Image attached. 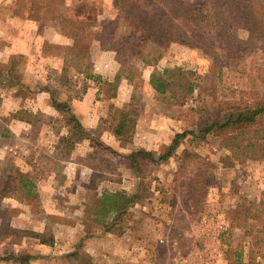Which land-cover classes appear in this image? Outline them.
I'll return each instance as SVG.
<instances>
[{"label":"rangeland","instance_id":"374dc122","mask_svg":"<svg viewBox=\"0 0 264 264\" xmlns=\"http://www.w3.org/2000/svg\"><path fill=\"white\" fill-rule=\"evenodd\" d=\"M48 1L0 0L1 237L14 219L19 236L40 232L46 248L35 249L31 264H77L71 255L76 250L91 264H264V117L237 129L240 138L260 140L256 154L243 160L228 146L231 129L205 130L222 113L249 111L264 99V44L248 41L241 28L234 56L210 44L173 43L158 65L141 66L128 80L120 104L102 105L105 116L91 130L75 105L104 79L92 68L91 42L58 43L60 24L46 19ZM191 1L209 17L210 0ZM55 4L82 19L117 14L113 0H56L52 10ZM174 66L199 84L185 102L150 84L151 73ZM106 84L104 95L114 97L116 81ZM56 102L69 104L71 113ZM73 116L83 134L73 131ZM185 130L194 134L170 158L132 162L138 150L159 158ZM62 137H72V148L60 143ZM21 174L36 182L34 195L26 194ZM7 183L13 191L3 195ZM105 190L138 196L113 232L105 230L110 217L96 225L95 213L85 212ZM249 203L259 208L252 211L253 228L239 212ZM14 243L13 254H30L23 241Z\"/></svg>","mask_w":264,"mask_h":264},{"label":"trees","instance_id":"16d2710c","mask_svg":"<svg viewBox=\"0 0 264 264\" xmlns=\"http://www.w3.org/2000/svg\"><path fill=\"white\" fill-rule=\"evenodd\" d=\"M55 1L49 0L48 6L52 8ZM113 6L117 10L115 17L97 21L72 16L65 10H58L55 4L53 10L49 7L46 11V19L59 21L62 33L76 41H97L102 49L114 51L120 64L118 76L129 81H133L139 74L141 66L158 65L176 42L192 47L210 44L216 50L221 49L234 56L237 47L234 43L239 40L237 29L241 28L249 33L248 41H261L264 44V0H210L207 18L198 12L191 0H113ZM220 42L226 49L218 46ZM192 76L191 73L183 72L180 67H168L163 71L151 73L150 84L160 93H171L175 101L185 102L194 95L199 85ZM54 105L59 110L71 113L67 103L56 102ZM263 117L264 99L249 111L230 110L222 113L218 118L211 120L210 126L205 130L219 132L231 129L226 137L228 146L232 156L243 160L256 154L254 150L259 149L260 140L240 138L241 133H238L237 129L260 123ZM73 119L76 121L73 131L83 134L81 122L75 116ZM193 134V130L177 133L169 150L157 159L152 152L146 150L132 152L130 158L137 166L141 157L150 158L154 162L166 160L172 156L183 139ZM71 139L72 137H62L60 143L66 142V146L72 148L74 143ZM261 145L263 146L264 142ZM20 179L26 194L34 195L37 187L34 179L28 174H21ZM7 186L9 183L3 188V195L13 191L7 190ZM137 197L120 190H105L86 205L85 212L89 216L95 213L92 222L96 225L104 224L105 219L110 217L112 222L105 226V230L113 232L118 219ZM256 208L259 211L255 204H242L239 211L240 215H248L245 221L251 228L254 224L250 220L257 216L252 211ZM10 229L14 231V236L11 231L3 237L0 233V241L8 238L11 242L22 241L23 237L30 235V232L23 231L24 234L19 236L17 232L20 229L13 226ZM71 255L77 260V264H91L79 250ZM13 257L20 260L21 264H31V254H18Z\"/></svg>","mask_w":264,"mask_h":264},{"label":"crops","instance_id":"0c3cea01","mask_svg":"<svg viewBox=\"0 0 264 264\" xmlns=\"http://www.w3.org/2000/svg\"><path fill=\"white\" fill-rule=\"evenodd\" d=\"M99 21V20H97ZM56 36H58V43L63 44L64 46L74 45L75 42H78L65 34L62 33L60 27L58 28V32H56ZM91 53L90 61L92 64V68L98 73L102 75V79H104L102 82L96 83V87L89 86L86 92H84V95L82 98L78 99L75 105V113L80 118L82 124L87 128L93 130L95 126H97L102 118V116H105V112L102 111V105L106 103L107 100H113L116 101L117 104H120L121 101H123V94L125 90H127V87L130 85L128 79L121 77L119 78V68L120 64L116 59V54L112 50H106L102 49L100 44L97 41H93L91 43ZM90 55V54H89ZM67 57V56H66ZM62 62H64L63 57ZM66 59V58H65ZM107 81L110 83L116 81L117 85V94L112 96H105L104 94H107V91L105 86L107 85ZM131 86V85H130ZM116 99V100H115ZM104 100V101H103ZM12 225L14 227H18L17 222H15V219L12 220ZM26 228L27 226H19ZM40 236V237H39ZM41 234L39 232L38 237H31L26 236L22 241V245L27 249L28 253L32 255H36L38 253L36 248L38 249H44L41 248L44 246V240H41ZM34 240H37L38 242H34ZM30 243L32 244L30 246ZM34 244V245H33ZM10 248V253L5 254L1 253L2 250L4 251L5 248ZM34 246V249H31L30 247ZM4 247V248H3ZM15 248V251L18 250V244L11 242L10 238L0 241V264H19L18 260L13 257L17 256V253L15 252L13 254V249ZM43 256H48V252H45ZM41 257V256H38ZM35 259V256H34Z\"/></svg>","mask_w":264,"mask_h":264}]
</instances>
